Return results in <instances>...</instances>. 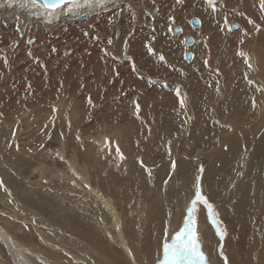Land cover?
<instances>
[{
  "label": "rangeland",
  "instance_id": "1",
  "mask_svg": "<svg viewBox=\"0 0 264 264\" xmlns=\"http://www.w3.org/2000/svg\"><path fill=\"white\" fill-rule=\"evenodd\" d=\"M215 7L123 0L57 26L0 18V227L31 264H160L198 179L216 219L193 211L211 264H264V10ZM106 128L121 130L123 158L115 142L93 152ZM0 264H16L1 241Z\"/></svg>",
  "mask_w": 264,
  "mask_h": 264
},
{
  "label": "bare ground",
  "instance_id": "2",
  "mask_svg": "<svg viewBox=\"0 0 264 264\" xmlns=\"http://www.w3.org/2000/svg\"><path fill=\"white\" fill-rule=\"evenodd\" d=\"M120 2H123V0H64V3L61 4L59 8L53 11L52 9L43 7V0H36V3H33V0H0V18L3 17L12 19V17L14 18L15 16L21 17L27 15L29 16V18L31 17V20L41 21V23L45 25L57 26L62 21H65L68 18H80L87 14L97 15L101 13H107L111 10H114V8H116ZM261 75L262 77L261 79H259L262 80V84L264 85V63H262ZM263 93L261 92L257 97L258 109L260 112H262V108L260 105H262ZM110 132L111 131H108V128L101 129L98 133V137H90V140H93V142L97 144V149H93L94 153L98 149H107L108 151H110L112 143H117L118 141H120V136H122L121 130L113 131V133L116 132L113 134L114 137L111 135ZM226 136V133L221 132L219 133V135L213 137L214 140L212 142L217 145H220L226 138ZM99 139H101V145L99 143ZM118 143L116 144V147ZM90 192H93V190L90 189ZM99 199H101L105 208L112 213L114 219L117 220L115 208L113 207V205L109 201L101 198L100 196ZM116 227L119 232L117 235L119 237L118 239H120V241L124 243V239L121 236V230L118 226V223H116ZM0 241L5 245L9 254L14 259V262H16V264H31L25 254L21 252L20 248L17 246L15 241L1 227Z\"/></svg>",
  "mask_w": 264,
  "mask_h": 264
},
{
  "label": "snow or ice",
  "instance_id": "3",
  "mask_svg": "<svg viewBox=\"0 0 264 264\" xmlns=\"http://www.w3.org/2000/svg\"><path fill=\"white\" fill-rule=\"evenodd\" d=\"M206 2L210 6H212L213 11L216 10L215 0H206ZM33 3H36V0H33ZM63 3L64 0H43V7L52 9L54 11L55 9L59 8L60 5ZM260 3L261 9L264 10V0H260ZM197 23H199V21H197ZM225 23H227L226 19ZM170 31L173 30L170 29ZM108 42L111 43V40H109ZM241 43H243V41H241ZM149 51L151 52L152 50L149 49ZM238 54L243 55L242 53ZM160 59L163 60L164 57L161 56ZM133 70H135V68H133ZM249 83H251V81H249ZM165 87H167V85H165ZM217 93H219V87H217ZM177 95L179 96L178 89ZM181 107H183V101H181ZM138 111L139 105H137V112ZM116 151L117 154L121 155V158H123L118 145ZM140 163L141 166H144L143 161H140ZM200 171L202 172L203 169L201 168ZM198 204L203 205V207L208 210L209 219L213 224L216 223L213 206L203 195L202 190L199 187L198 179L195 197L191 200V207L189 208L185 217V227L181 228L180 231L175 234L170 244L167 242L163 244V259L160 264H211L210 260L206 257L205 253L203 252L199 234L196 228L197 221L193 217V211L196 209ZM217 233H219V228H217Z\"/></svg>",
  "mask_w": 264,
  "mask_h": 264
},
{
  "label": "water",
  "instance_id": "4",
  "mask_svg": "<svg viewBox=\"0 0 264 264\" xmlns=\"http://www.w3.org/2000/svg\"><path fill=\"white\" fill-rule=\"evenodd\" d=\"M88 18V16H83V17H80L79 18V20H85V19H87ZM196 23H197V21H199L198 19H195L194 20ZM199 25H200V21H199V23H197V25H196V28H198L199 27ZM238 28V25L237 24H233L232 26H231V29H233V30H236ZM176 31V30H175ZM187 39H193L192 37H189V38H187ZM186 45L188 46V47H191L192 46V43H189V41H187L186 42ZM186 60L187 61H189V62H191L192 61V54L191 53H188L187 55H186Z\"/></svg>",
  "mask_w": 264,
  "mask_h": 264
},
{
  "label": "flooded vegetation",
  "instance_id": "5",
  "mask_svg": "<svg viewBox=\"0 0 264 264\" xmlns=\"http://www.w3.org/2000/svg\"><path fill=\"white\" fill-rule=\"evenodd\" d=\"M189 37H191V36H187L186 38H185V41H184V43L186 44V42L187 41H189V43H192V46H195L198 42L200 43V40H196V39H194L193 37V39L191 40V39H187V38H189ZM188 53H192V59L193 60H195L196 58V56L197 55H195L196 53L195 52H193V51H186L185 53H184V59H185V61H186V55L188 54Z\"/></svg>",
  "mask_w": 264,
  "mask_h": 264
}]
</instances>
